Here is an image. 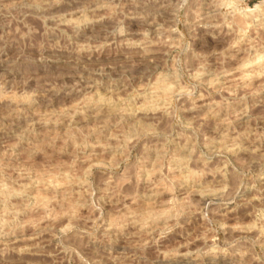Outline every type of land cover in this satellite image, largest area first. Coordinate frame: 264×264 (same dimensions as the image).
Instances as JSON below:
<instances>
[{"label":"rangeland","instance_id":"1","mask_svg":"<svg viewBox=\"0 0 264 264\" xmlns=\"http://www.w3.org/2000/svg\"><path fill=\"white\" fill-rule=\"evenodd\" d=\"M0 264H264V0H0Z\"/></svg>","mask_w":264,"mask_h":264}]
</instances>
